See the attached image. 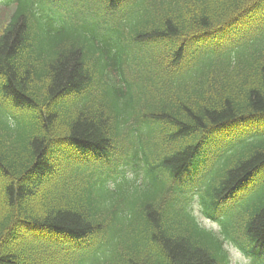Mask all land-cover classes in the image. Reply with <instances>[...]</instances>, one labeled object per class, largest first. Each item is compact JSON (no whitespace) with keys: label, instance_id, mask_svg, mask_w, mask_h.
I'll list each match as a JSON object with an SVG mask.
<instances>
[{"label":"trees","instance_id":"1","mask_svg":"<svg viewBox=\"0 0 264 264\" xmlns=\"http://www.w3.org/2000/svg\"><path fill=\"white\" fill-rule=\"evenodd\" d=\"M230 248L264 264V0H0V264Z\"/></svg>","mask_w":264,"mask_h":264},{"label":"rangeland","instance_id":"2","mask_svg":"<svg viewBox=\"0 0 264 264\" xmlns=\"http://www.w3.org/2000/svg\"><path fill=\"white\" fill-rule=\"evenodd\" d=\"M67 22L71 26L73 24H75L73 17L70 16V15L67 17ZM136 63H137V60L133 62L134 65ZM135 84H140V82L135 81ZM21 120H22V116L18 115L16 120H12L11 121L12 126L16 127L17 125H19V123H21ZM195 214H196V216H199V212L196 210V208H195ZM200 220L202 221V223L205 224V226H207L209 228H213L214 230H217V227H216V225L214 223L206 221L202 217H200ZM230 249H231V256H232V264H247V262L242 258V256L235 249H233V248H230Z\"/></svg>","mask_w":264,"mask_h":264}]
</instances>
